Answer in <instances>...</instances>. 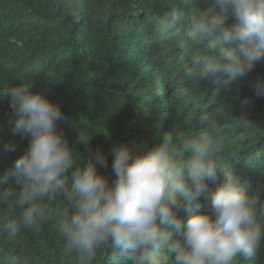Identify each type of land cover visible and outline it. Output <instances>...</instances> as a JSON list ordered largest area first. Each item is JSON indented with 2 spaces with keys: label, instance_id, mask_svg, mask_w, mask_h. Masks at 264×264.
Wrapping results in <instances>:
<instances>
[{
  "label": "trees",
  "instance_id": "trees-1",
  "mask_svg": "<svg viewBox=\"0 0 264 264\" xmlns=\"http://www.w3.org/2000/svg\"><path fill=\"white\" fill-rule=\"evenodd\" d=\"M206 6L207 0H0V88L33 85L58 102L65 118L57 127L78 151L77 164L86 156L80 139L106 153L108 167L100 171L109 181L115 179L113 143L134 149L173 130L183 150L204 131L207 116L220 130L218 163L249 186L264 185V97L250 87L264 80V59L248 77L230 83L199 76L197 58L211 54L215 43L199 39L181 47V42L191 17ZM174 12L181 21L169 31ZM245 98L251 101L246 106ZM241 114L248 126L233 123ZM13 119L9 99L0 100V175L13 173L0 188L18 191L14 162L30 138L13 134ZM13 144L15 151H8ZM222 181L218 175L209 187ZM44 206V221L10 235L3 226L19 211L0 201V264L13 257L18 264H82L60 231L68 204L53 198ZM205 211L210 204L202 198L199 208H184L180 215L186 220ZM92 264L130 262L101 249ZM235 264H264V244L254 258L238 257Z\"/></svg>",
  "mask_w": 264,
  "mask_h": 264
},
{
  "label": "clouds",
  "instance_id": "clouds-1",
  "mask_svg": "<svg viewBox=\"0 0 264 264\" xmlns=\"http://www.w3.org/2000/svg\"><path fill=\"white\" fill-rule=\"evenodd\" d=\"M180 21L181 14L174 12L166 29ZM199 39L215 43L211 54L197 58L199 76H213L217 83L248 77L264 59V0H207L191 17L181 47ZM250 87L256 97H264V80ZM0 98L9 99L13 134L30 138L14 162L19 190L0 188V201L19 211L3 226L10 235L44 221L45 202L61 198L69 208L60 222L61 235L82 264H92L101 249L115 250L130 264H235L238 257L254 258L264 244V185L249 186L218 163L220 130L209 117H202L204 131L186 141L183 150L173 130L134 149L113 143L115 179L109 181L100 171L108 167L106 153L80 139L86 156L77 164L78 151L57 127L65 118L58 102L22 83L0 88ZM233 123L249 125L243 114ZM7 150L15 151V145ZM12 174L0 175V186ZM218 175L223 181L210 188ZM202 198L210 211L185 220L181 210L199 208ZM6 264L18 262L13 257Z\"/></svg>",
  "mask_w": 264,
  "mask_h": 264
}]
</instances>
